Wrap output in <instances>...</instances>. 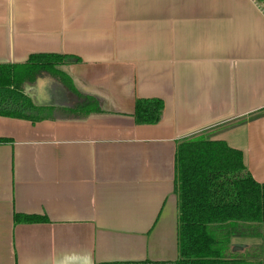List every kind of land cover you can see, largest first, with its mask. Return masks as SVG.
Instances as JSON below:
<instances>
[{"label": "crops", "instance_id": "obj_1", "mask_svg": "<svg viewBox=\"0 0 264 264\" xmlns=\"http://www.w3.org/2000/svg\"><path fill=\"white\" fill-rule=\"evenodd\" d=\"M34 53L73 56L65 70L105 112L0 116V264H174L177 144L196 132L242 151L264 183V115L251 118L264 109L263 1L0 0V63ZM35 83L38 103L74 99ZM138 98L163 100L159 123L135 121ZM229 255L264 264V224L235 226Z\"/></svg>", "mask_w": 264, "mask_h": 264}, {"label": "trees", "instance_id": "obj_2", "mask_svg": "<svg viewBox=\"0 0 264 264\" xmlns=\"http://www.w3.org/2000/svg\"><path fill=\"white\" fill-rule=\"evenodd\" d=\"M72 59L73 56L63 54L34 53L23 63H0V116L36 123L85 119L105 112V100L81 90L65 70ZM41 79L49 80L56 92L62 90L74 99L50 104L36 102L27 93L26 85ZM163 110L160 98H138L135 121L159 123ZM262 115L264 109L251 118ZM176 168L181 256L174 264H250L229 255L235 226L264 224V183L255 181L247 171L242 151L224 140L212 139L208 133L196 132L179 140ZM15 220L34 223L45 218L16 214Z\"/></svg>", "mask_w": 264, "mask_h": 264}, {"label": "rangeland", "instance_id": "obj_3", "mask_svg": "<svg viewBox=\"0 0 264 264\" xmlns=\"http://www.w3.org/2000/svg\"><path fill=\"white\" fill-rule=\"evenodd\" d=\"M38 86V83H34V84H28L26 85V90H27V93H30L33 97L36 98V95H35V92H37V87ZM50 93L51 94H55L56 93V89H53L52 87L50 88ZM45 102H48V97L46 100H44Z\"/></svg>", "mask_w": 264, "mask_h": 264}]
</instances>
